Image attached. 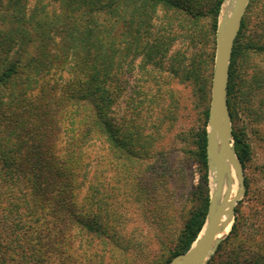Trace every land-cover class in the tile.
Returning a JSON list of instances; mask_svg holds the SVG:
<instances>
[{
  "label": "trees",
  "instance_id": "obj_1",
  "mask_svg": "<svg viewBox=\"0 0 264 264\" xmlns=\"http://www.w3.org/2000/svg\"><path fill=\"white\" fill-rule=\"evenodd\" d=\"M222 1L213 8V42ZM257 1L251 0L243 17L229 70L234 147L244 166L250 144L237 126L243 99L239 64L246 47L241 38ZM193 2L0 0V228L7 215H20L19 200L29 195L35 204L32 210L47 208L60 224L79 229L94 264H103L108 253L116 264H135L141 249L136 234L125 231L117 204L109 202L115 200L116 187L108 183L101 188L100 177L92 170L104 162L118 165L125 178L135 173L134 201L143 198L156 219L167 220L179 167L170 148L158 149L164 122L155 120L150 127L137 120L118 123L114 105L120 73L130 67L143 75L148 64L160 66L170 49L168 41L179 35L176 28L189 31ZM248 47L264 52V45ZM195 63L198 86L207 102L191 150L200 164V194L174 257L197 239L210 202L207 123L214 52L204 46ZM149 93L143 87L136 90L137 106ZM86 183L87 215L77 202ZM103 210L113 212L114 222L108 218L103 223ZM207 264L244 263L220 261L213 255Z\"/></svg>",
  "mask_w": 264,
  "mask_h": 264
},
{
  "label": "rangeland",
  "instance_id": "obj_2",
  "mask_svg": "<svg viewBox=\"0 0 264 264\" xmlns=\"http://www.w3.org/2000/svg\"><path fill=\"white\" fill-rule=\"evenodd\" d=\"M216 2L217 0H194L192 25H186L189 31L183 32L179 27L176 28L179 35L168 41L170 49L160 66L148 64L143 75L137 69L131 72L129 67L128 72H121L117 80L118 97L114 105L117 122L132 124L137 120L148 127L155 120L164 122L158 149L170 148L172 156H178L175 162L179 167V180L173 186L174 202L166 207L170 213L165 221L153 216L143 198L134 201L135 173L125 178L118 165L111 167L104 162L92 170L100 177L101 188L108 187V183L116 187L115 200L109 199V202L117 204V209L123 216L121 220L125 231L136 234L135 241L141 249L136 255L135 264H168L180 244L190 211L198 205L200 164L191 150L195 148L194 134L204 123L207 102L198 86L195 62L205 46L207 51L214 52L215 65L217 31L213 42L211 24ZM241 40L246 47L239 64V72L243 78V99L237 126L245 132L250 144V153L244 166L247 187L235 207L227 234L221 238L212 256L216 255L220 261L250 264L253 261L264 262V52L248 47L249 44L264 45V0L257 1ZM140 87L146 93L150 89L153 92L137 106L135 94ZM211 95L212 81L208 111ZM231 168L234 174L231 173ZM212 173L209 170L210 200L217 187V173L214 176ZM226 174L228 177L227 181L224 177L222 198L228 191L232 193L236 189L237 193L239 185L233 165L228 167L225 176ZM124 190L128 191L127 196L123 194ZM77 195L79 209L87 215L88 183L81 187ZM24 200L27 202L22 203ZM19 201L20 215H14L15 218L12 217L13 214L7 215L6 224L0 228V238L4 242L3 247H0V264L95 263L96 259H92L87 252V245L77 227L69 229L60 224L47 208L32 210L31 206L35 204L29 195L22 196ZM101 216L104 217L103 223L108 218L114 222L111 211L103 210ZM103 264H116L113 255L106 254Z\"/></svg>",
  "mask_w": 264,
  "mask_h": 264
},
{
  "label": "water",
  "instance_id": "obj_3",
  "mask_svg": "<svg viewBox=\"0 0 264 264\" xmlns=\"http://www.w3.org/2000/svg\"><path fill=\"white\" fill-rule=\"evenodd\" d=\"M231 1L230 13L224 22L220 20L217 29V52L212 77V95L207 132L208 166L211 171L216 168L217 187L210 200L205 224L197 239L186 252L176 255L168 264H180L182 261L189 262L204 258L216 239L222 217L228 215L232 220L235 207L246 192L244 164L234 147L232 119L227 95L231 56L250 0ZM217 136L218 141L216 140ZM230 165H233L236 170L239 183L238 190L233 198H230L232 196L230 191L222 198L224 177ZM218 203L219 206L216 209ZM208 219L210 221L207 224ZM203 230L204 232L201 235ZM220 240H216L212 253ZM212 253L204 264H207Z\"/></svg>",
  "mask_w": 264,
  "mask_h": 264
},
{
  "label": "bare ground",
  "instance_id": "obj_4",
  "mask_svg": "<svg viewBox=\"0 0 264 264\" xmlns=\"http://www.w3.org/2000/svg\"><path fill=\"white\" fill-rule=\"evenodd\" d=\"M231 2H232L231 0H226L223 3V7L221 10V14H220L221 22H224L226 20L227 16L229 15L230 10H231ZM216 140L217 141L219 140L218 136H217ZM231 173L234 174V170L232 168H231ZM215 174H216V168L213 170L212 176H214ZM225 177H226L225 179L227 181L228 174H226ZM235 194H236V189H234V191L232 192V197H230V198H233L235 196ZM218 206H219V203H218V205H216V209ZM210 219H208L207 224L209 223ZM230 222H231V218L228 215H224L222 217L221 222H220V226H219V230H218V233L216 235V239H215L214 243L212 244V246L210 247V249L208 250V253L206 254V256L204 258H202L200 260H196V261H189V262L182 261L180 264H204L207 261L208 257L211 255L216 240L221 239L224 235L227 234V232L230 228ZM207 224H206V226H207ZM205 228H204V230H205ZM204 230L202 231L201 235L203 234Z\"/></svg>",
  "mask_w": 264,
  "mask_h": 264
}]
</instances>
